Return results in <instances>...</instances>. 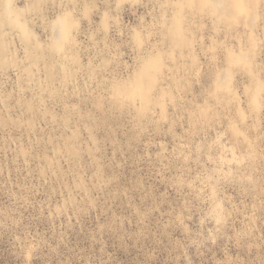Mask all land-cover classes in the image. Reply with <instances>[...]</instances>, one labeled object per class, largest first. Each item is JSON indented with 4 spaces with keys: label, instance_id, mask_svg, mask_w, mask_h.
Returning a JSON list of instances; mask_svg holds the SVG:
<instances>
[{
    "label": "rangeland",
    "instance_id": "374dc122",
    "mask_svg": "<svg viewBox=\"0 0 264 264\" xmlns=\"http://www.w3.org/2000/svg\"><path fill=\"white\" fill-rule=\"evenodd\" d=\"M0 264H264V0H0Z\"/></svg>",
    "mask_w": 264,
    "mask_h": 264
}]
</instances>
